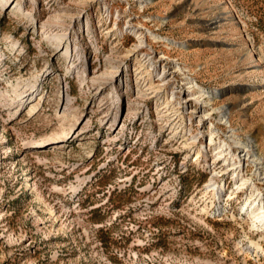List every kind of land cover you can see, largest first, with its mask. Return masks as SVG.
<instances>
[{
  "label": "rangeland",
  "instance_id": "rangeland-1",
  "mask_svg": "<svg viewBox=\"0 0 264 264\" xmlns=\"http://www.w3.org/2000/svg\"><path fill=\"white\" fill-rule=\"evenodd\" d=\"M0 264H264V0H0Z\"/></svg>",
  "mask_w": 264,
  "mask_h": 264
},
{
  "label": "bare ground",
  "instance_id": "bare-ground-1",
  "mask_svg": "<svg viewBox=\"0 0 264 264\" xmlns=\"http://www.w3.org/2000/svg\"><path fill=\"white\" fill-rule=\"evenodd\" d=\"M224 115H225V113L221 114V119H223ZM59 140H61V139H57L56 141H59ZM236 143H237V141H236ZM43 145H46L45 141H38V142H34L33 144H30L29 147H31V148H36V147L39 148V146H43ZM242 155H246V153H243ZM215 191L217 192L218 191V188ZM260 217H262L261 214H260Z\"/></svg>",
  "mask_w": 264,
  "mask_h": 264
}]
</instances>
